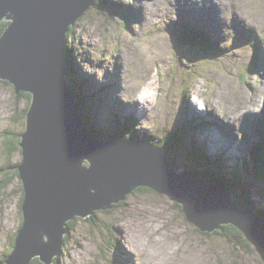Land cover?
Returning a JSON list of instances; mask_svg holds the SVG:
<instances>
[{
	"label": "rangeland",
	"instance_id": "rangeland-1",
	"mask_svg": "<svg viewBox=\"0 0 264 264\" xmlns=\"http://www.w3.org/2000/svg\"><path fill=\"white\" fill-rule=\"evenodd\" d=\"M106 1L104 12L92 5L77 21L69 51L76 57L68 79L76 71L86 80L80 92L95 126L110 138L116 117L125 127L131 116L137 128L130 120L134 132L121 139L151 141L180 120L196 118L197 143L222 157L264 214V181H256L242 162L264 141V0ZM113 1L121 8L113 9ZM196 29L209 44L178 41L179 32ZM90 78L107 91L87 89ZM20 94L0 81V263L23 216L19 179L1 185L22 160L19 142L32 99ZM190 154L187 146L176 153L180 166L192 165ZM176 203L152 189H137L111 212L79 218L51 264H264V251L246 235L234 246L203 234Z\"/></svg>",
	"mask_w": 264,
	"mask_h": 264
},
{
	"label": "water",
	"instance_id": "water-1",
	"mask_svg": "<svg viewBox=\"0 0 264 264\" xmlns=\"http://www.w3.org/2000/svg\"><path fill=\"white\" fill-rule=\"evenodd\" d=\"M92 5L96 0H0V22H10L0 35V78L17 94H32L18 165L23 222L6 264H51L70 221L112 210L140 186L174 198L197 230L213 235L231 224L264 251V219L231 188L178 171L151 141H104L84 125L66 54L71 28Z\"/></svg>",
	"mask_w": 264,
	"mask_h": 264
},
{
	"label": "trees",
	"instance_id": "trees-1",
	"mask_svg": "<svg viewBox=\"0 0 264 264\" xmlns=\"http://www.w3.org/2000/svg\"><path fill=\"white\" fill-rule=\"evenodd\" d=\"M112 4L115 5V7H112L115 10H118L119 8H121V5L119 4V2L113 1ZM108 5H109V2L106 0H96L95 6H97L98 8L101 9L102 12H104V9ZM122 10H124V8H122ZM127 18L128 17L126 16L125 17L126 21H127ZM9 23L10 22L5 21V20L0 22V35L5 31V29ZM74 34H75V28L72 27L71 31L68 35L69 40L71 41L70 46L72 45V39L74 38ZM177 39L183 45L198 46L201 44H209V42H206L205 37L202 34V32L200 31V29L181 31L177 34ZM70 46H69V49H68L67 54H66V59L70 63L69 64V74L71 73L70 72L71 66L74 67L73 62H74V59L76 57L73 54V52H72V55L69 53V51L72 48V46L71 47ZM73 56H74V58H73ZM75 65L78 66L76 63H75ZM79 78H80V76L75 71V73L73 75H71L70 79H68V83L76 93V99H77V103H78V106L80 108L81 114L83 116L84 125L92 131V133L94 134L95 137L107 138V137L103 136L102 130H99L98 127L95 126L94 123H96V119L93 118L92 116H89V114H88L89 109L84 104L83 95L80 92V90L83 91L82 90V83H83L82 80L84 82H86V80L81 79V78H80V80H78ZM0 81L3 82L4 84H7V85L10 84L7 80L1 79V78H0ZM69 81H72V83H70ZM20 95L27 96L30 100L32 99L31 93L25 92V93H21ZM91 101L94 102V99H91ZM30 107H31V102L26 109V115H28L27 112L29 111ZM90 115H92L91 112H90ZM117 117H118V119H116L118 121L117 130H116V133H114V135L111 136L110 138H116L117 139V138H123V137H126V138L131 137L132 133L134 132V129L136 128V126L138 124V119H132L131 117L126 116L125 117V127H124L121 124L122 121H120L119 116H117ZM186 118H187V120H182V121L180 120L179 121L180 123L178 125H175V128L173 130H169V131H166L163 133L155 134L154 139L151 140V142L160 146V148L165 153L170 155V157L172 159V165L176 169L181 168L180 164L177 163L178 161H177L176 153L182 152L185 149V147L187 146L188 148H190V151H191L190 160L192 162V165L190 167H185V171H189V172H192L194 174L199 175L200 178L206 182L218 183V184H221V185H224V186L231 188L236 200L238 201V203L242 207H244V208L254 207V209L258 213H260L262 215V217H264L263 211L257 206L256 201H255L254 197L252 196V193L245 186L241 185V180H240L239 176L237 177V176L233 175V173L231 171L226 169L225 165L222 163V157L220 155L217 156V155L208 154L206 152L204 146L199 145L197 143V140L195 139L196 138V132L195 131L198 130L200 127L198 124V120L196 118H191V119L188 117H186ZM130 120H131V122H133V126H134L133 130L131 128L132 124H130ZM107 121H108V119H107ZM108 126H112V124L111 125L108 124ZM25 130H26V125L23 129V132ZM21 136H22V134H21ZM20 140H21V138H20ZM19 144H20V142H19ZM188 144H190V145L188 146ZM16 148H17V145L15 146L14 149H16ZM20 149H21V147H20ZM171 151H173V152H171ZM175 160L177 162H175ZM252 160L254 162V167H253L252 173H253L256 181H258V182L264 181V141L261 144L256 145V147L252 151ZM246 162L249 163L248 160ZM18 165H17V169H15V171L12 173V175L7 177L5 179V181L3 182V184H1V185L4 187L8 186L13 181L14 177L19 179V182L21 183L20 188H21V191L23 193V196L21 197V203H20V206L22 209V203L24 200V190H23L22 181L20 179V173L18 170ZM13 166H15V168H16V164ZM6 169L13 171V169H11V168H6ZM138 189H139V191L151 190L149 187H144V186L140 187ZM176 205L183 212L182 206L178 203H176ZM117 206L118 205H116L115 207H117ZM111 211L112 210H108V212H111ZM21 213H22V211H21ZM183 215H184V213H183ZM78 219L79 218H76L75 220L70 221L68 223V226H67L68 231L73 230L75 228V226H76L75 224L78 222ZM92 219H94V218L93 217L86 218V220H92ZM22 222H23V216H22ZM21 226H22V223L19 227V230H20ZM203 234H206L208 236H212V234H210V233H203ZM215 234L217 236L225 238L228 242L232 243L234 246H236V244H239L240 241H242L239 238H240V236L244 235L238 228H236L235 226H233L231 224L224 225L223 229L221 231H216ZM215 234H213V235H215ZM17 235H18V232H17V234L14 238V241L11 245L12 248H11L10 252L13 250ZM67 239H68V236L66 235L64 238L63 247L68 244ZM241 243L243 244V246L245 245L243 242H241ZM246 245L249 248L247 243H246ZM56 260H58V257L54 260V262ZM1 264H5V259L3 262H1ZM31 264H45V263H43L39 258H36V259H33ZM53 264H55V263H53Z\"/></svg>",
	"mask_w": 264,
	"mask_h": 264
},
{
	"label": "bare ground",
	"instance_id": "bare-ground-1",
	"mask_svg": "<svg viewBox=\"0 0 264 264\" xmlns=\"http://www.w3.org/2000/svg\"><path fill=\"white\" fill-rule=\"evenodd\" d=\"M199 1V0H198ZM200 2V1H199ZM189 3V2H188ZM194 3V2H193ZM196 3H198L197 1H196ZM218 3V2H217ZM234 3V2H233ZM188 6V5H187ZM204 6V5H203ZM199 7V6H198ZM229 7V6H228ZM211 8V7H210ZM214 9V8H213ZM207 10V9H206ZM211 10V9H210ZM215 10V9H214ZM201 11V10H200ZM214 12V11H213ZM191 13V12H190ZM203 13H204V11H203ZM202 16V15H201ZM238 17V16H237ZM241 17V16H240ZM205 18V17H204ZM216 18V17H215ZM147 19V18H146ZM245 20V19H244ZM213 21V20H212ZM217 22V21H216ZM69 62H68V66H67V75L69 74ZM91 86V87H90ZM99 87H104L105 88V90H102L103 88H99ZM99 88V89H98ZM87 89H90V90H92V92L94 93V94H99V93H105L106 91H107V88H106V86H104V85H99V84H97V82L95 81V80H90V82H89V85H88V87H87ZM263 89V88H262ZM99 92V93H98ZM92 94V93H91ZM132 94V93H131ZM93 96V95H92ZM147 96V95H146ZM129 104V103H128ZM139 105V104H138ZM131 106V105H130ZM139 107V106H138ZM29 113V112H28ZM250 114V113H249ZM208 115V114H207ZM112 116V115H111ZM211 116V115H210ZM131 117V116H130ZM207 118V117H206ZM230 122V121H229ZM232 126V125H231ZM240 157V156H239ZM246 162V161H245ZM249 162V161H248ZM263 182V181H262ZM260 214V213H259ZM260 216L262 217V215L260 214ZM123 238H125V235H123ZM126 260V259H125Z\"/></svg>",
	"mask_w": 264,
	"mask_h": 264
},
{
	"label": "clouds",
	"instance_id": "clouds-1",
	"mask_svg": "<svg viewBox=\"0 0 264 264\" xmlns=\"http://www.w3.org/2000/svg\"><path fill=\"white\" fill-rule=\"evenodd\" d=\"M6 21V20H5ZM9 22V21H8ZM71 72V71H70ZM76 94V93H75ZM77 100V99H76Z\"/></svg>",
	"mask_w": 264,
	"mask_h": 264
}]
</instances>
